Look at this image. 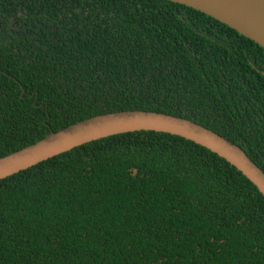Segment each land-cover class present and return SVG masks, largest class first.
I'll return each instance as SVG.
<instances>
[{
    "label": "trees",
    "instance_id": "1",
    "mask_svg": "<svg viewBox=\"0 0 264 264\" xmlns=\"http://www.w3.org/2000/svg\"><path fill=\"white\" fill-rule=\"evenodd\" d=\"M188 118L264 171V49L169 0H0V157L87 117ZM0 264H264V197L180 136L92 140L0 179Z\"/></svg>",
    "mask_w": 264,
    "mask_h": 264
},
{
    "label": "water",
    "instance_id": "2",
    "mask_svg": "<svg viewBox=\"0 0 264 264\" xmlns=\"http://www.w3.org/2000/svg\"><path fill=\"white\" fill-rule=\"evenodd\" d=\"M224 23L264 49V0H169ZM150 130L190 140L240 171L264 197V171L244 149L188 118L141 109L97 114L50 131L41 139L0 157V179L84 143L114 134Z\"/></svg>",
    "mask_w": 264,
    "mask_h": 264
}]
</instances>
